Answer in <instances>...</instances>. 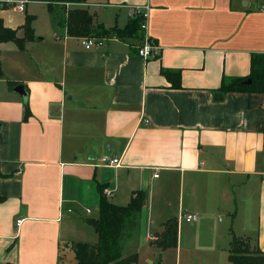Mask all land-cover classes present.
Returning a JSON list of instances; mask_svg holds the SVG:
<instances>
[{
    "label": "crops",
    "instance_id": "0c3cea01",
    "mask_svg": "<svg viewBox=\"0 0 264 264\" xmlns=\"http://www.w3.org/2000/svg\"><path fill=\"white\" fill-rule=\"evenodd\" d=\"M27 6L16 10L24 24ZM134 6L150 9L155 58L139 56L144 31L85 50L59 24L60 8L48 10L50 34L33 21L24 50L0 44V264H74V245L98 242L88 220L105 189L119 207L147 193L131 254L156 249L173 220L177 264H232L233 235L264 253V94L221 92L264 54V0H89L68 10L123 30Z\"/></svg>",
    "mask_w": 264,
    "mask_h": 264
},
{
    "label": "trees",
    "instance_id": "16d2710c",
    "mask_svg": "<svg viewBox=\"0 0 264 264\" xmlns=\"http://www.w3.org/2000/svg\"><path fill=\"white\" fill-rule=\"evenodd\" d=\"M43 2L48 6L49 12L56 13L61 9L67 14V18L59 19V24L67 28V35L71 37H83L95 35L101 38H142V17L131 19L125 29L117 27L106 29L102 25H94V16L86 9H69V5H82L89 0H29V2ZM61 11V12H63ZM34 17L27 16L26 23L21 29L24 30V37L18 36V30L6 27L0 19V44L14 42L22 50L27 42L36 39L33 30ZM139 52V51H138ZM0 62V79H4ZM252 80L251 84L245 82ZM14 88V84L12 85ZM221 92H254L264 94V54L254 55L252 58L251 74L246 78L225 80ZM29 117L27 107L26 119ZM147 200L146 192L137 193L135 199L128 207H119L110 203L106 197L101 199V207L98 218L88 220L98 235V242L94 245L78 243L74 245V264H138V254H131L128 248V238L132 236L127 231V225L142 219V212ZM4 201L0 197V202ZM178 243V224L170 221L160 238L158 247L163 251L176 248ZM246 245H248L249 250ZM230 261L232 264H264V253L251 250L247 240L233 235L230 246Z\"/></svg>",
    "mask_w": 264,
    "mask_h": 264
},
{
    "label": "rangeland",
    "instance_id": "374dc122",
    "mask_svg": "<svg viewBox=\"0 0 264 264\" xmlns=\"http://www.w3.org/2000/svg\"><path fill=\"white\" fill-rule=\"evenodd\" d=\"M5 6H6L5 10L4 11L0 10V14L4 15L5 22L15 24L17 26L15 29L18 30L19 32L21 30L20 27H22L24 24L23 17L26 16V14L25 13L20 14L19 12H17L13 5H5ZM27 12L29 16L35 17L34 25H36L37 29L40 32H43L44 34H50V32H52V28H53L52 17L48 13L47 6L41 3H35V4L29 3L27 6ZM59 14L61 15L59 16V19H60V17L62 18L63 15L61 12ZM98 215H99L98 212H94L93 217L98 218ZM139 227H140V220L133 222L131 224H128L127 232L130 233L129 232L130 229L132 231L136 229L137 231ZM90 229H91V233L93 234V236H95V239H96L98 237L97 234H95L93 228H90ZM183 229L185 231V228ZM93 241H94V238L92 240L87 239V242L92 243ZM246 247L249 250L248 245H246ZM155 248L156 249L152 247H145L144 249L138 251V254L140 257L139 264H151V262L152 264H177L176 254L174 251L166 250L167 252H165L157 246H155ZM251 250L252 249H250V251ZM190 257L191 256H189V251H184L183 256H182L183 261Z\"/></svg>",
    "mask_w": 264,
    "mask_h": 264
},
{
    "label": "built area",
    "instance_id": "2783aa9c",
    "mask_svg": "<svg viewBox=\"0 0 264 264\" xmlns=\"http://www.w3.org/2000/svg\"><path fill=\"white\" fill-rule=\"evenodd\" d=\"M28 3L29 0H0V5H13L15 10L19 12H25ZM149 11H150L149 7H145V6H134L130 10L131 18L134 19L136 17H142L143 19L142 31L145 32V35L143 37L142 46L139 49L138 53L139 56L145 60L157 57L160 51V47L157 46L155 43H153V41L147 35V20L149 17ZM78 40L85 50H92L95 48H99L108 41L107 38H101L95 35L79 37ZM120 162L121 160L119 158H111L110 156H104L102 158V163L105 167L116 168L120 166ZM155 177H158V175H156ZM112 196L113 193L110 189L104 190V197L109 199ZM185 220L188 223H192L197 220V216L187 215ZM21 223L22 221H18L17 225L20 226Z\"/></svg>",
    "mask_w": 264,
    "mask_h": 264
},
{
    "label": "water",
    "instance_id": "95a60500",
    "mask_svg": "<svg viewBox=\"0 0 264 264\" xmlns=\"http://www.w3.org/2000/svg\"><path fill=\"white\" fill-rule=\"evenodd\" d=\"M252 80H249L247 82H245V84H251ZM15 92L18 93L19 95L23 96V97H27V93L25 90V87L23 85H19L15 88Z\"/></svg>",
    "mask_w": 264,
    "mask_h": 264
}]
</instances>
